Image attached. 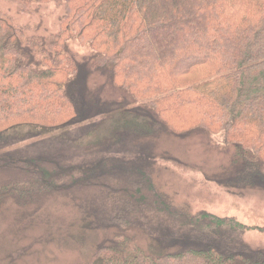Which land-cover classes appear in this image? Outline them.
I'll use <instances>...</instances> for the list:
<instances>
[{"label":"trees","instance_id":"obj_1","mask_svg":"<svg viewBox=\"0 0 264 264\" xmlns=\"http://www.w3.org/2000/svg\"><path fill=\"white\" fill-rule=\"evenodd\" d=\"M7 1L24 9L54 2L63 13L57 32L29 35L0 7V169L35 171L33 179H47L49 189L103 187V180L111 185L95 214L114 232L90 264H264V247L246 241L242 221L206 210L182 212L167 197L166 203L154 179L153 144L143 145L157 129L177 134L188 125L178 133L184 137L195 130L209 135L213 128L223 136L218 153L227 159L207 178L239 191L264 190V0ZM76 39L88 41L92 53L75 52ZM91 82L95 90L118 85L141 104L95 100ZM98 116L111 118L119 131L101 144L120 134L122 148L139 153L90 159L74 185L58 184V178L77 177L76 170L62 173L63 164L4 150L68 124L96 125ZM21 125L37 130L9 135ZM131 136L135 145L128 143ZM217 145L204 142L210 150ZM15 181L0 184V206L20 196L21 181ZM33 183L38 192L48 190ZM162 214L175 220L156 238L165 250L146 249L135 232Z\"/></svg>","mask_w":264,"mask_h":264},{"label":"rangeland","instance_id":"obj_2","mask_svg":"<svg viewBox=\"0 0 264 264\" xmlns=\"http://www.w3.org/2000/svg\"><path fill=\"white\" fill-rule=\"evenodd\" d=\"M0 7L13 17L16 24L25 27L29 35H48L59 30L63 8L54 2L32 4L24 9L15 2L0 0ZM71 47L81 55L92 53L88 41L76 39L71 41ZM90 86L95 100L100 96L105 97L104 101H117L119 104L129 100L125 104L133 108L141 104L137 102L139 99H130L118 85L114 88L100 87L97 90L93 82ZM115 90L119 92L115 93ZM101 117L96 118V125L90 121L81 125L68 124L53 129L48 135L45 133L11 143L4 150L14 151L13 155L26 153L41 156L39 159L45 157L51 164H55L54 167L63 164L58 168L62 173L76 170L74 173L77 177L58 178V184L74 185L82 180L84 173L81 171L91 163L90 159L101 160L103 156L120 155L121 151L132 157L139 153L133 154L131 150H124L122 145H126L125 137L120 134L119 140L101 144V141L106 140H103L104 136L109 135L116 139L114 135L119 133L115 131L117 127L112 126L111 118L101 122ZM31 127L37 130L33 125H21L11 128L9 135L15 136L18 131L25 132ZM99 127L102 129L92 134ZM107 127L109 129L106 130ZM40 128L42 127H38ZM189 129L185 125L177 132ZM211 131L209 135L207 131H188L190 133L181 137L178 133L169 134L167 130L157 129L155 136L147 139L145 137L143 145L149 147L153 144L152 155L156 156V186L166 203L167 197L182 212L185 210L196 213L206 210L219 216L237 218L248 226L244 235L246 241L252 246L264 247V231L259 229L264 226V190L247 188L239 191L207 178L206 174L219 172L218 165L227 159L225 155L218 153L224 147L223 136L215 134L217 131L213 128ZM100 137L102 140H98ZM136 138L131 136L127 139L128 143L135 145ZM91 140H95V146H88L90 143L87 142ZM204 142H210L212 146L219 142V145L210 150L212 148H206ZM116 145L119 150H115ZM34 173L35 171L16 173L0 169V184L21 178L14 183L17 185L21 181V190L16 192L20 196L7 199L0 206V264H90L98 247L109 241L114 232V229L103 224L95 214V209L105 206L104 196L112 194L111 185L103 180V187L87 184L75 189L66 186L49 189L47 179L35 180ZM33 182L47 187L49 191L38 192ZM163 214L159 218L154 217L146 229L135 232V237L144 248L153 251L165 250L156 238L169 231L167 225L175 220ZM175 241L172 239L169 243Z\"/></svg>","mask_w":264,"mask_h":264}]
</instances>
